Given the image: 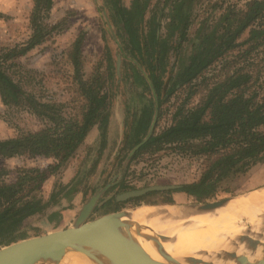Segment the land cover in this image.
<instances>
[{
  "label": "trees",
  "instance_id": "1",
  "mask_svg": "<svg viewBox=\"0 0 264 264\" xmlns=\"http://www.w3.org/2000/svg\"><path fill=\"white\" fill-rule=\"evenodd\" d=\"M173 4L172 12L167 15L156 13L146 20L145 3L133 0L131 7L125 8L119 5V0H111V20L116 25L115 39L122 60L120 82L131 80L141 88L145 99L138 114L123 119L121 149L130 154L140 144L130 160L168 146L192 156L206 157L207 164L197 182L171 190L210 199L225 180L264 163V0H249L243 9L228 6L220 15L223 27L217 23L208 25V17L202 18L187 63L176 73L177 53L196 22L192 12L198 3L175 0ZM216 6L214 3L210 8ZM51 7L52 0H33L29 39L0 50L2 102L25 105L45 124L39 131L0 140V159L28 155L53 161L45 171L21 170L14 184H0V242L12 241L22 234L23 223L41 214L59 195L52 192L43 203L34 192L68 163L93 126L97 125L100 132L101 147L105 144L115 91L111 81L116 75L109 52L105 78L96 72L83 79L76 68L77 91L83 104L72 117H66L60 105L39 101L23 91L8 73L11 65L50 33L44 20ZM165 18L168 22L163 36L160 31ZM74 64L78 66L75 60ZM216 64L221 65L220 73L203 85L206 93L199 103L192 108L181 105L175 109L171 124L154 134L161 105L183 88L189 98L195 93L192 83ZM129 112L128 107V115ZM60 217L54 213L50 220Z\"/></svg>",
  "mask_w": 264,
  "mask_h": 264
},
{
  "label": "rangeland",
  "instance_id": "2",
  "mask_svg": "<svg viewBox=\"0 0 264 264\" xmlns=\"http://www.w3.org/2000/svg\"><path fill=\"white\" fill-rule=\"evenodd\" d=\"M138 1L147 5L146 20L156 13L157 16L161 13L167 15L172 12L175 5L173 4L175 0ZM248 1L195 0L198 5L194 6L192 13L196 17V22L189 28L186 40L179 48L174 73L187 63L202 18L208 17V25L217 23L218 27H223L219 20L224 9L228 6L243 9ZM132 2L133 0H119V5L129 8ZM214 3H217L216 9L210 8ZM32 6L33 0H0V50L21 45L29 39ZM110 7L111 0H52V7L44 20L50 33L39 45L10 66L8 73L14 82L39 101L60 105L62 113L66 117H72L83 104L77 91L76 68L83 79L89 78L96 72L105 78L106 53L109 52L113 60V73H116L111 81L115 89L111 116L116 119L117 128L123 127L124 117L132 113L138 114L145 99L141 96V88L131 83V80L120 82L122 60L119 57L118 43L115 39L117 29L111 20ZM167 22L168 18L161 22L160 32L163 36L166 35ZM244 37L245 35L242 38ZM75 55L76 59H74ZM74 60L78 66H75ZM220 68L221 65L216 64L196 79L191 88L195 93L189 98L186 89L183 88L162 104L159 109L160 118L153 127L154 134L160 133L171 124L172 114L181 105L184 108L195 107L206 93L202 90L203 85L215 80ZM122 72L124 73V68ZM44 125L39 118L27 110L25 105L4 104L0 98V140L39 131ZM94 128L98 129L97 125L91 129ZM98 133L100 135V132ZM103 150L100 137L91 138L87 144L81 143L63 168L52 175L49 174L50 177L34 192V196L45 203L52 192H59V195L41 214L30 217L23 223L21 228L23 233L46 231L52 225L62 226L59 220L63 217L67 221L65 225H68L76 215V210L96 193H99L100 197L87 221L118 212L129 213L144 206L178 207L212 203L264 189V163H260L245 174L225 180L220 191L210 199L170 190L116 200L119 195L132 190L152 186L181 187L197 182L202 177L207 158L192 156L174 149L173 146L165 147L156 153L144 152L131 160L133 153L128 154V151L121 149V145L117 148V152L111 150L105 155ZM114 153L117 156L112 159ZM52 164L51 158L28 155L0 159V184H14L21 170L38 168L45 171ZM66 175H68L67 179H70L67 186H77V190L88 186L86 194L78 196L71 191V187L67 188L62 183ZM54 213L60 214L61 218L51 223L50 216ZM239 224L244 228L240 237L248 236L249 224L245 220H241ZM61 264L67 262L63 261Z\"/></svg>",
  "mask_w": 264,
  "mask_h": 264
},
{
  "label": "bare ground",
  "instance_id": "3",
  "mask_svg": "<svg viewBox=\"0 0 264 264\" xmlns=\"http://www.w3.org/2000/svg\"><path fill=\"white\" fill-rule=\"evenodd\" d=\"M241 220L249 224L248 238L264 241V189L233 197L208 212L173 206H144L129 213L121 212L116 216V234L130 252L159 264H188L192 258L235 264L223 257L214 259L226 251L250 262L258 260L260 249L248 250L247 238L242 244L237 243L244 231L239 224ZM232 242L237 245L232 246ZM82 261L78 262L85 264Z\"/></svg>",
  "mask_w": 264,
  "mask_h": 264
},
{
  "label": "water",
  "instance_id": "4",
  "mask_svg": "<svg viewBox=\"0 0 264 264\" xmlns=\"http://www.w3.org/2000/svg\"><path fill=\"white\" fill-rule=\"evenodd\" d=\"M139 147L140 144L132 150V153ZM175 188V186H152L132 190L119 195L116 200H126L151 192ZM99 197L100 194L96 193L89 201L84 203L74 222L67 228L32 233L25 232L12 239V241L4 240L0 242V264H37L39 262L61 264L63 261H66L67 264H80L79 260H83L82 262L85 264H159L130 252L122 239L118 237L116 234V216H120L121 212L87 221ZM228 200L230 199L173 207L177 209L192 208L200 212H208L223 206ZM246 238L248 250L256 252L258 248L260 249L261 256L258 260L250 262L244 256L237 257L234 253L227 251L214 256V259L218 260L223 257L224 260L233 261L235 264H264V241L260 242L256 239H250L248 236H241L238 242L242 244ZM236 242H232V246L237 245L238 242ZM213 261L203 262L192 258L188 259L187 263L214 264Z\"/></svg>",
  "mask_w": 264,
  "mask_h": 264
},
{
  "label": "crops",
  "instance_id": "5",
  "mask_svg": "<svg viewBox=\"0 0 264 264\" xmlns=\"http://www.w3.org/2000/svg\"><path fill=\"white\" fill-rule=\"evenodd\" d=\"M94 127V126H93ZM98 129L94 128V129H90L86 136H85V139L84 141V144H87L88 143V140L91 139V138H95V137H100L99 133H98ZM122 138H123V127L121 128H117L116 127V119L113 118V116H110V119H109V123H108V126H107V134H106V139H105V144H104V154L106 155L109 154V152L111 150H113V152H117V148L120 147L121 143H122ZM117 156V154H113V157L112 159H115ZM68 175H66V177H64L62 183H64L65 185L69 183V180L70 179H67ZM67 186V185H66ZM71 185L67 186V188H70ZM84 189H80V190H77V186H72L71 187V191L75 193H77L76 195L78 196H82L83 194H86V191L89 189L88 186H85L83 187ZM66 189H64L65 191ZM75 201V200H74ZM83 206V205H82ZM81 207H79L77 210H76V215L73 217V219L68 223V225H65L67 223V221L64 219V217L62 218V220H59L60 223H62L63 225L61 226H54L52 225L50 227V229L48 230H54V229H64V228H67L69 227L73 222H74V219L77 217L79 211L81 210ZM61 218V217H60ZM57 221V220H56ZM54 221V222H56ZM54 222H51V223H54Z\"/></svg>",
  "mask_w": 264,
  "mask_h": 264
}]
</instances>
